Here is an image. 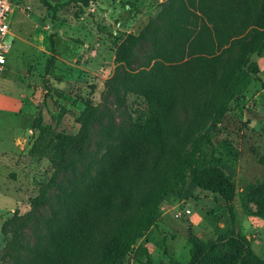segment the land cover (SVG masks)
<instances>
[{
  "label": "trees",
  "instance_id": "trees-1",
  "mask_svg": "<svg viewBox=\"0 0 264 264\" xmlns=\"http://www.w3.org/2000/svg\"><path fill=\"white\" fill-rule=\"evenodd\" d=\"M97 1L70 2L89 8ZM162 1L159 25L127 34L115 50V61L130 66L140 42L150 38L152 43L148 69L126 70L113 79L116 92L134 97L136 118L106 146L93 174L84 170L59 193L63 220L52 230L53 252L42 257V264H75L93 249L98 264H126L133 247L160 219L163 200L181 195L187 186L213 194L227 208L230 227L214 239L188 236L186 264H264L234 226L236 186L219 166L212 142L231 101L259 78L260 69L249 58L264 54V0ZM40 2L53 20L69 5ZM86 110L79 137L44 126L38 115L29 155L58 166L67 151L81 154L96 114L93 106ZM259 162L264 165V153ZM42 203L43 196L37 197L35 205ZM244 203L264 221V180L245 188ZM103 227L110 229L106 236ZM139 251L146 264H157L145 247Z\"/></svg>",
  "mask_w": 264,
  "mask_h": 264
},
{
  "label": "rangeland",
  "instance_id": "rangeland-1",
  "mask_svg": "<svg viewBox=\"0 0 264 264\" xmlns=\"http://www.w3.org/2000/svg\"><path fill=\"white\" fill-rule=\"evenodd\" d=\"M16 1L20 9L11 29L13 43L0 73V264H42V257L53 252L52 230L63 220L59 193L69 190L84 170L93 174L106 146L136 118L134 97L116 92L113 79L126 70L148 69L152 43L150 38L140 42L130 66L115 61V50L127 34L137 36L159 25L163 1L98 0L82 8L73 0H49L52 5L69 2L54 20L40 0ZM249 61L258 65L259 78L231 101L212 142L219 166L236 186L234 226L264 259V221L244 203L245 188L264 180L259 162L264 153V54ZM89 106L96 114L81 154L67 151L58 166L29 155L38 115L44 126L79 137ZM39 196L43 203L35 205ZM160 208V219L133 247L126 264H146L139 251L144 247L157 264H186L188 236L214 239L230 227L227 208L213 194L191 186L181 195L169 194ZM109 230L103 227L102 235ZM97 259L93 249L75 264H98Z\"/></svg>",
  "mask_w": 264,
  "mask_h": 264
},
{
  "label": "built area",
  "instance_id": "built-area-1",
  "mask_svg": "<svg viewBox=\"0 0 264 264\" xmlns=\"http://www.w3.org/2000/svg\"><path fill=\"white\" fill-rule=\"evenodd\" d=\"M20 9L16 0H0V73L7 65L13 43L14 15Z\"/></svg>",
  "mask_w": 264,
  "mask_h": 264
}]
</instances>
